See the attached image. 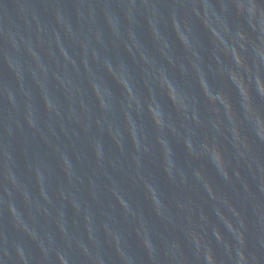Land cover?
I'll list each match as a JSON object with an SVG mask.
<instances>
[{
	"label": "water",
	"instance_id": "1",
	"mask_svg": "<svg viewBox=\"0 0 264 264\" xmlns=\"http://www.w3.org/2000/svg\"><path fill=\"white\" fill-rule=\"evenodd\" d=\"M0 245L264 264V0H0Z\"/></svg>",
	"mask_w": 264,
	"mask_h": 264
}]
</instances>
